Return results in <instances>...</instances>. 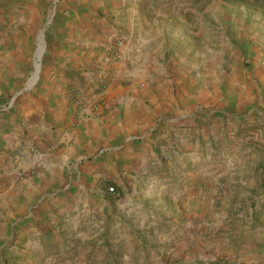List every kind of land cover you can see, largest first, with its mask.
<instances>
[{
	"label": "rangeland",
	"instance_id": "obj_1",
	"mask_svg": "<svg viewBox=\"0 0 264 264\" xmlns=\"http://www.w3.org/2000/svg\"><path fill=\"white\" fill-rule=\"evenodd\" d=\"M39 44L37 83L16 95L34 73ZM121 50L122 102L132 91L153 94L117 143L118 152L152 143L139 155L134 182L122 171L119 192H110L121 230L69 242L36 264H264V117L238 115L252 107L264 113V85L254 76L264 72V0H0L5 135L19 133L21 122L5 121L47 84H65L64 101L82 107V122L104 118L119 88ZM76 61L77 70L64 69ZM250 81L258 84L253 92L244 90ZM229 101H240L238 108L225 107ZM47 132L44 126L45 141ZM129 137L132 145H124ZM21 151L44 154L36 144ZM44 210L39 225L61 218ZM88 215L90 237L105 217ZM16 238L0 247V264H28Z\"/></svg>",
	"mask_w": 264,
	"mask_h": 264
},
{
	"label": "crops",
	"instance_id": "obj_2",
	"mask_svg": "<svg viewBox=\"0 0 264 264\" xmlns=\"http://www.w3.org/2000/svg\"><path fill=\"white\" fill-rule=\"evenodd\" d=\"M127 44L124 45L125 48ZM122 51L120 52L121 61L115 66L118 86L120 83L118 78L123 76L120 71L124 58ZM37 52L33 64L34 73L16 95L22 91L31 90L37 83L40 68L36 72V65L41 66V59H38ZM80 64V61L67 63L64 69L69 67L77 70ZM254 76L255 79L264 81V72H256ZM262 81L260 83L264 85ZM256 87L258 84L250 81L248 89L244 90L253 92ZM64 89L65 84L62 82L58 85H42L17 106L18 114L14 117L15 119L5 122H11V124L21 122L16 128L22 132L5 135L8 125L0 122V177H4L7 184H10L5 187L0 183V247L5 245L8 236L10 239L17 235L16 243L22 244L21 252L22 255L27 256L28 264H36L37 257L45 256L48 252L62 251L72 247L68 246L69 242L81 240L83 244L84 239L117 234V231L121 230V217L115 216L117 212L112 213L116 197L110 194L109 190L114 188L116 192H119L118 184L121 182L118 176L122 171L131 176L128 179L131 183L134 182L139 155H144L147 147L152 145L150 140H146L142 147L136 150L127 147L122 152L118 151L123 145H117L123 129L141 118V107L145 106L146 100L152 99V93L132 91V94L135 93L136 96L132 95L133 98L129 97L122 102L128 93H123L121 85L115 91L114 105L107 103L110 111L104 118L82 122V107H78L79 112L75 108L68 107L64 101ZM260 93V99L264 100V89ZM229 103L224 106L238 108L240 101L236 103L229 101ZM105 108L107 109L106 106ZM238 115L264 117L263 112L253 107ZM38 120L41 126L34 128L36 124L33 122ZM45 121L48 125L44 124ZM62 121L68 123L66 129L59 128L58 123ZM26 122L29 127L22 128ZM44 126H47V133L51 134L48 135L51 138L49 141H45L41 135ZM25 131L26 134H24ZM131 139L127 138L124 145H132L128 144L133 142ZM33 144L42 149L44 154L31 156L21 151V147L25 145L31 147ZM51 145H54L53 151L49 149ZM60 147L61 150H58ZM100 148L102 149L97 152ZM163 166H165L164 170L170 168L169 164ZM20 172L23 173L22 179L13 181V176L10 177V175L16 176ZM169 174L172 175L171 171ZM157 176L159 177V174ZM115 196L121 198L119 194ZM44 209L56 211L57 214L61 213V218L49 217L39 225L37 220L44 217L45 213L41 211ZM97 211L105 218L99 221L100 226L91 225V228L96 227V233L88 237L85 234L89 233L88 213ZM5 254V251H0L1 262ZM14 261L13 258L9 264H14ZM16 264H20V261Z\"/></svg>",
	"mask_w": 264,
	"mask_h": 264
},
{
	"label": "built area",
	"instance_id": "obj_3",
	"mask_svg": "<svg viewBox=\"0 0 264 264\" xmlns=\"http://www.w3.org/2000/svg\"><path fill=\"white\" fill-rule=\"evenodd\" d=\"M21 177H22V174L21 173H17L16 176H15L16 179H20ZM109 191L112 192L113 189L111 188Z\"/></svg>",
	"mask_w": 264,
	"mask_h": 264
},
{
	"label": "bare ground",
	"instance_id": "obj_4",
	"mask_svg": "<svg viewBox=\"0 0 264 264\" xmlns=\"http://www.w3.org/2000/svg\"><path fill=\"white\" fill-rule=\"evenodd\" d=\"M43 36V32L41 33L40 39ZM42 45L39 44V49H38V53L41 51ZM37 67V66H36Z\"/></svg>",
	"mask_w": 264,
	"mask_h": 264
},
{
	"label": "water",
	"instance_id": "obj_5",
	"mask_svg": "<svg viewBox=\"0 0 264 264\" xmlns=\"http://www.w3.org/2000/svg\"><path fill=\"white\" fill-rule=\"evenodd\" d=\"M55 1H57V0H55ZM36 66H37V67H36V72H38V70H39V68H40V65L37 64Z\"/></svg>",
	"mask_w": 264,
	"mask_h": 264
}]
</instances>
